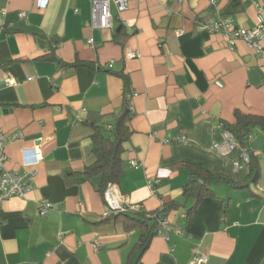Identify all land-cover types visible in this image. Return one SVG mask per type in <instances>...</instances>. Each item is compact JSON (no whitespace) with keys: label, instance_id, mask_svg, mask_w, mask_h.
I'll return each instance as SVG.
<instances>
[{"label":"crops","instance_id":"0c3cea01","mask_svg":"<svg viewBox=\"0 0 264 264\" xmlns=\"http://www.w3.org/2000/svg\"><path fill=\"white\" fill-rule=\"evenodd\" d=\"M94 1L48 0L40 9L35 0H0V130L22 133L6 146L5 167L23 174L24 154L42 155L32 190L0 206V264L131 262L141 230L106 221L96 187L66 180L95 160L84 121L111 116L125 97L131 135L113 185L130 212L177 204L164 219L167 238L158 227L133 264H189L196 254L204 264H264V133L249 136L255 176L246 165L233 169L240 147L226 156L213 148L234 111L264 117V58L203 29L226 15L237 28L264 24V0H128L120 15L111 6L108 30L92 27ZM128 50L137 58L125 59ZM180 164L221 177L194 210ZM42 200L52 204L45 214Z\"/></svg>","mask_w":264,"mask_h":264},{"label":"trees","instance_id":"16d2710c","mask_svg":"<svg viewBox=\"0 0 264 264\" xmlns=\"http://www.w3.org/2000/svg\"><path fill=\"white\" fill-rule=\"evenodd\" d=\"M223 17H227V15ZM118 76L124 80L126 93L129 92L127 77L122 74ZM233 116V123L224 122L221 124L222 131L231 134L237 146L249 154L248 143L251 130L257 128L264 133V117L243 114L238 110L234 111ZM130 118V99L125 97L122 107L111 116L107 118L99 117L91 123H88L86 119L84 124L92 129L91 151L95 160L93 164L78 174L79 180H74L75 174L71 173L66 175V180L68 182H90L102 196L108 185L117 184L123 173L122 156L125 152L124 145L131 135L127 126ZM246 166H248L251 174L255 176L257 167L254 158L250 154L249 162ZM178 167L188 172V179L182 188V195L186 199H195L194 205L191 208V210H194L202 198L207 196L212 197L213 193L209 185L214 181L221 180V177L213 175L192 164H180ZM176 207L177 204L172 202L165 204L160 211L152 214V216L127 211L111 212L104 218L106 221L122 222L126 230L133 228H139L141 230L140 240L136 245V250L129 264H133L134 257H141L151 238L157 234L159 229L157 220H164L167 212L176 209ZM187 213L189 214V212Z\"/></svg>","mask_w":264,"mask_h":264},{"label":"built area","instance_id":"2783aa9c","mask_svg":"<svg viewBox=\"0 0 264 264\" xmlns=\"http://www.w3.org/2000/svg\"><path fill=\"white\" fill-rule=\"evenodd\" d=\"M36 7L44 9L47 6L48 0H35ZM111 6L115 8L118 15L126 11L128 7V0H95L92 6L91 24L95 29L108 30L113 26L114 17L111 14ZM23 16V14H20ZM203 29L208 30L211 33H221L228 44L232 47L235 42L242 41L252 51V53L259 57L264 58V24L260 19L259 23L251 29L237 28L234 26L232 20L229 17H222L218 22L210 25H206ZM92 43V40L89 41ZM137 54L131 51H126L125 59H135ZM112 67L111 64L108 65ZM7 86H14L15 81L12 79H6ZM22 137L21 132H17L11 135H7L0 130V206L3 201L12 198L24 199L26 194L32 190L33 179L36 176L35 167L42 159V155L39 151L33 152V157L28 160L26 155L23 156V166L29 167L30 171L20 174L18 171L9 170L5 167L7 162V156L5 154L6 146L17 138ZM224 143L222 145L214 144L213 148L216 149L221 155L226 156L234 149L237 144L233 137L228 132H223ZM184 142V139L182 140ZM249 162V154L246 151H241L239 155V161L233 162V169H240L243 165H247ZM134 164V163H133ZM135 165V164H134ZM154 184H150V188H153ZM264 194V187L262 188ZM103 200L108 205V212L106 216L111 213L127 212L129 207L123 204L122 197L115 189L113 184L106 187L103 193ZM40 213L45 214L51 209L52 204L42 200L39 204ZM157 225L160 228V234L167 238V222L165 220H157ZM93 247H97L93 245ZM206 258L202 254H196L189 264H204Z\"/></svg>","mask_w":264,"mask_h":264}]
</instances>
